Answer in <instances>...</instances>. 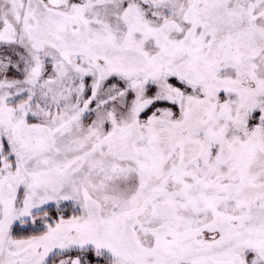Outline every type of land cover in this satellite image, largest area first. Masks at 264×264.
I'll return each mask as SVG.
<instances>
[{
  "label": "snow or ice",
  "instance_id": "6c2138e0",
  "mask_svg": "<svg viewBox=\"0 0 264 264\" xmlns=\"http://www.w3.org/2000/svg\"><path fill=\"white\" fill-rule=\"evenodd\" d=\"M0 264H264V0H0Z\"/></svg>",
  "mask_w": 264,
  "mask_h": 264
}]
</instances>
